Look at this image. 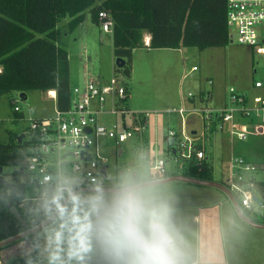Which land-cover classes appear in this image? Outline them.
<instances>
[{"label": "rangeland", "instance_id": "374dc122", "mask_svg": "<svg viewBox=\"0 0 264 264\" xmlns=\"http://www.w3.org/2000/svg\"><path fill=\"white\" fill-rule=\"evenodd\" d=\"M68 22L69 18H65L57 24L61 32L67 31ZM58 45L67 52L70 89L82 86L88 81H96L98 77L102 83L107 82L111 76L123 78L121 72L114 69L116 58L113 56L110 32L101 31L100 24L95 25L91 21L89 11L83 13V19L79 25L67 31L66 35H61ZM130 67V78H123L130 89L128 104L132 112L146 116V126L141 131L143 135L118 146L106 139L98 141L99 154L107 158L105 177H98V185L101 187L127 183L133 174L137 177L153 174V160L161 157L166 159L168 173H184L185 165L174 163L164 151L167 145L164 143V136L167 131L170 129L177 131L180 125L178 115L172 110H188L204 105L220 108L227 104L229 88L244 93L249 99L264 94L263 91L253 88V82L264 75L263 57L255 54L248 47L239 45L236 41L230 40L224 47L204 50L190 47L181 48L178 51L156 49L146 53L145 50L135 49L132 51ZM193 67L196 68L195 71H192ZM208 80L211 84H208ZM201 92H210L211 97L207 103L205 102L206 104H202L199 100ZM188 94L194 96V105L191 104ZM14 106L20 109L18 115L21 114L22 117L19 119L16 118ZM54 110L55 100L43 91H27L25 99L20 98L17 92L1 96L0 142L8 143L20 134L25 135L26 138L31 121L51 117ZM112 120L110 118L107 122ZM241 124L245 125L247 130V138L244 141H238L229 135V125H224L222 131L215 129L208 132L206 126H201L199 117L189 118V130L194 129L204 133L203 146L210 177L215 182L228 184L230 177L228 161L232 156H241L257 164V172L252 177L257 181H264V133L256 135V130L252 124H249V119H243ZM118 150L122 151L120 157L117 156ZM4 171H11V168H4ZM161 188L166 191L167 199L165 200L171 209V214L177 211L176 214H172V222L186 240L184 249L189 258L194 251L193 242L197 231V224L192 220V215L196 212L198 202L195 196L199 187L174 181L143 190L154 192ZM32 189L28 186L26 197L36 195ZM252 192L258 199H262L259 188L253 187ZM116 195L78 193L75 195L78 198L77 201L73 202L71 199L64 209V215L72 214L75 209L78 216L81 218L87 216L92 224L89 235L90 256L95 254L91 238L99 235V222ZM66 196L62 194L63 198ZM217 196L221 195L217 192ZM229 206L226 202L222 205L218 199L214 211L217 242L223 239L225 243H228L229 240L235 239L241 242L242 247L247 248V251L253 243L254 249L260 243L264 245V230L259 231L258 234L252 233L247 231L250 229H246L248 227L239 221H236L234 226L231 224L229 226L225 221L228 214L233 216ZM242 211L250 218L261 219L262 217L261 209L255 203L251 204L250 209H242ZM201 216L203 217V212ZM200 225V231H202L203 220ZM231 231H233L232 234ZM37 238L42 252L46 250L48 258L54 256L58 245L57 235L51 234L46 226L37 233ZM224 249L226 254L220 249L217 250L220 258L226 256L228 264H235L234 257L239 258L233 256L236 248L224 247ZM239 249L243 250V248ZM248 260L254 262L256 259Z\"/></svg>", "mask_w": 264, "mask_h": 264}, {"label": "built area", "instance_id": "2783aa9c", "mask_svg": "<svg viewBox=\"0 0 264 264\" xmlns=\"http://www.w3.org/2000/svg\"><path fill=\"white\" fill-rule=\"evenodd\" d=\"M225 6L229 39L248 47L264 59V0H226ZM98 19L101 31L109 33L111 21L107 14L99 12ZM195 70L193 67L192 71ZM123 78L111 76L105 83L96 80L75 86L70 89L65 110H59L55 104L51 117L31 121L27 137H23L31 153L25 162L24 181L36 195L26 197L19 203V208L25 209L26 202L36 206L51 197L55 201V211L64 200L62 194L68 195L81 188L101 187L98 177H105L107 158L99 154L98 141L106 139L118 146L140 135L146 126V116L128 108L129 93ZM208 84H211L210 80ZM253 88L264 92V75L253 82ZM46 93L56 101L54 91ZM188 97L194 101L193 95L188 94ZM210 97V92L199 94L202 104L207 103ZM13 110L20 111L17 106ZM172 111L178 115L180 125L177 131H167L166 148L173 162L185 165V170L191 165L199 168L207 162L204 133L189 130L190 117H199L201 126H206L208 132L215 129L222 131L224 125H229V135L238 141L247 138L245 125L241 124L243 119H249L256 134L258 129L264 128V94L249 99L233 88H229L227 104L220 108L204 105ZM110 118L114 120L107 122ZM103 168L104 173L101 172ZM228 168L229 181L223 185L231 191L241 210L250 209L255 203L252 188L256 179L252 175L257 172V164L241 156H232ZM152 170L158 175H165V160L155 159ZM47 227L51 234H60L58 250L54 255L57 259H53L51 264H77L79 257L72 256L69 260V240L74 235L70 231L73 228L72 214L62 215L61 212Z\"/></svg>", "mask_w": 264, "mask_h": 264}, {"label": "trees", "instance_id": "16d2710c", "mask_svg": "<svg viewBox=\"0 0 264 264\" xmlns=\"http://www.w3.org/2000/svg\"><path fill=\"white\" fill-rule=\"evenodd\" d=\"M226 0H0V97L13 92L30 90L54 91L56 108L65 110L70 93L67 52L58 45L61 35L73 30L89 11L91 21L99 25L98 13L104 11L111 21L110 34L114 58L124 61L115 71L130 77L131 56L135 49H181L224 47L230 41L226 24ZM69 18L67 31L57 24ZM149 35L144 46L143 34ZM15 112L16 118H21ZM164 142L167 143L166 138ZM27 142L16 139L0 142V241L22 231L21 225L9 212L14 207L30 227L51 215L55 201L51 197L38 205L26 202L24 166L28 156ZM165 155L168 150L165 148ZM11 168V171H4ZM184 175L210 180L207 162L199 168L188 167ZM262 193L261 223H264V181H255ZM64 215V211L63 214ZM23 239L38 245L37 233ZM95 249L82 253L77 264H120L107 251L99 235L91 238ZM70 260V257H69Z\"/></svg>", "mask_w": 264, "mask_h": 264}, {"label": "clouds", "instance_id": "9594fccd", "mask_svg": "<svg viewBox=\"0 0 264 264\" xmlns=\"http://www.w3.org/2000/svg\"><path fill=\"white\" fill-rule=\"evenodd\" d=\"M77 199L72 196L73 202ZM72 224L69 257L82 259L81 254L89 251L93 226L87 216L76 215L75 209ZM98 234L120 264H189L183 237L172 222L168 204L146 198L134 188L125 187L115 196L99 222Z\"/></svg>", "mask_w": 264, "mask_h": 264}, {"label": "crops", "instance_id": "0c3cea01", "mask_svg": "<svg viewBox=\"0 0 264 264\" xmlns=\"http://www.w3.org/2000/svg\"><path fill=\"white\" fill-rule=\"evenodd\" d=\"M143 41H144V46H147L149 44V35L148 34L144 33V40ZM140 49L145 50L146 53H149L153 50H156V49H146V48H140ZM172 50L178 51L179 49H172ZM97 80H100V77H98ZM127 87L129 89V85H127ZM128 93L130 96V89L128 90ZM128 102H129V98H128ZM191 104L194 105V101H191ZM128 108L130 110L129 104H128ZM112 119L114 120V118H112ZM263 133H264V129H262V130L258 129V134H263ZM258 134H256V135H258ZM140 135H143V133H141ZM140 135H138V136H140ZM142 138H144V137L142 136ZM164 138H165V136H164ZM121 155H122V151L118 150L117 156L120 157ZM161 158H163L165 160V163H166V159L164 157H161ZM153 163H154V160H153ZM165 168H166V164H165ZM152 172H153V174H143L140 177H137L136 175L133 174L131 179L127 183L119 184L118 186H113V187L109 186L107 188H125L128 186L137 184V183L147 182V181L163 178L166 176L184 175L183 173H168L167 168H166L165 175H158L154 171H152ZM209 181H213V180L210 179ZM159 185H163V184H159ZM191 185H193V184H191ZM155 186H157V185H155ZM195 186L199 187L198 188L199 190H197L198 193H196V196H195L198 203L196 205L197 206L196 212L192 215V220L197 224V228H196L197 231H196V235H195L194 242H193L194 243V251L189 256V258H187L189 264H228V262L226 261V256H224V258L223 257L220 258V256L217 253V250H219V249L221 252L222 251L224 252L225 251L224 247H233V248H236L237 251H239V253H237V251L235 250V254L233 253V256L239 257V258L234 257L233 262H235V264H242L244 262H245L244 264H264V245H262L261 243L255 249L253 247V244H254L253 243L252 247L250 246V250L247 251V248L242 247L241 242H238L235 239L229 240L228 243H225L223 241V239H221L220 241L217 242V236H216L217 230H216V224H215L216 223V220H215L216 217H215L214 211H215V207L218 204V199L222 205L225 202L230 205L229 207L233 213V216H229V214H228L227 215L228 218H226V220H225L229 224V226H231V225L234 226L235 222L239 221V222L243 223L246 227H248L246 229H250L247 231H251L252 233L258 234L259 231L264 230V229L256 228V227L251 226L250 224L244 222L243 220H241L237 216V214L235 213V211H234L233 207L231 206L230 202L228 201L227 197L224 194H222L220 191H218L214 188H211V187H207V186H202V185H195ZM146 188L147 187L139 188L136 190L137 191L139 190V192L142 193L146 198L155 199L157 201H162L164 203L167 202V200H165V199H167V198H165V197H167V194H166V191L163 190V188H161V190H154V192H151L150 190H143ZM217 192L221 196H217ZM202 212H203V217L201 216ZM176 213H177V211L172 212V214H176ZM246 216H248V215H246ZM232 217H234V219H236V220H233ZM250 219L256 224H264V223L260 222V220L262 218L261 219L250 218ZM201 220H203V224H204L202 231H200ZM229 226H228V228H229ZM232 232L233 231H231V234H232ZM183 240H184V246H185L186 240L184 239V237H183ZM42 246H44V245H42ZM239 248H243V250L240 251ZM57 250H58V245L56 247V251H55L54 255L56 254ZM45 251L42 252V248L39 245V241H38V245L35 246L30 240L21 239L19 241H16V242L9 244V245L0 249V264H51L54 256H51L50 258H48L46 256ZM230 255H232V254H230ZM227 256H228V254H227ZM249 258H254L256 260L254 262H251L248 260Z\"/></svg>", "mask_w": 264, "mask_h": 264}, {"label": "water", "instance_id": "95a60500", "mask_svg": "<svg viewBox=\"0 0 264 264\" xmlns=\"http://www.w3.org/2000/svg\"><path fill=\"white\" fill-rule=\"evenodd\" d=\"M115 66L119 69H121L124 66V61L120 58H116L115 60ZM19 97L22 99H25V97L22 96V94H19ZM24 135L20 134L19 136L16 137L17 143H21ZM101 172L104 173V168L101 170ZM184 182V183H190V184H195V185H202V186H207L214 188L218 191H220L222 194H224L228 201L230 202L231 206L233 207L235 213L237 216L243 220L244 222L250 224L251 226H254L256 228L264 229V224H256L254 223L246 214L243 213L241 208L238 206V203L236 199L234 198L233 194L231 191L226 188L222 183L215 182V181H209V180H202L198 178H192L188 177L186 175H171V176H166L163 178L147 181V182H142V183H137L131 186H128L130 188L134 189H139V188H144V187H150V186H155L159 184H164V183H169V182ZM4 183V178L0 175V184ZM124 188H107V187H94V188H81L74 190L70 192L62 201L60 206L47 218H45L42 222H40L38 225L34 227H30L28 223L22 218V216L17 212V210L14 207L9 208V212L16 218V220L19 222L21 225L22 231L14 236H11L9 238H6L2 241H0V249L12 244L16 241H19L29 235L38 233L41 231L44 227H46L51 221H53L60 213L61 209H65L67 204L71 201L72 196H75L78 193L82 192H87V193H102V194H118L120 193ZM253 201L260 207L262 205L261 201L256 198V196L253 197Z\"/></svg>", "mask_w": 264, "mask_h": 264}]
</instances>
